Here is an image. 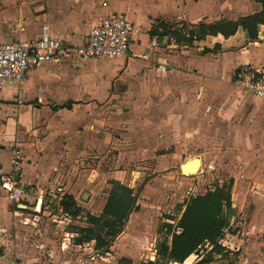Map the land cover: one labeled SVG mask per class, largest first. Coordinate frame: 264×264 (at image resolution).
<instances>
[{
	"label": "crops",
	"instance_id": "crops-1",
	"mask_svg": "<svg viewBox=\"0 0 264 264\" xmlns=\"http://www.w3.org/2000/svg\"><path fill=\"white\" fill-rule=\"evenodd\" d=\"M261 9L262 5L254 0H0V44L37 39L43 22L49 21L54 35L70 46H77L103 17L114 13L125 15L136 29L126 56L97 60V65L106 69L101 74L81 69L86 60L80 61L70 54L33 68L21 84L7 87L6 96L4 89L0 90L3 162L10 170L12 150L19 148L23 155L19 181L29 208L40 198L45 201L43 196L51 188L50 176L59 169L62 156L73 146L74 137V149L80 145L79 131L76 136L71 131L75 126L90 128L87 142L92 146L87 149H93L96 144H103L104 148L109 145L110 138L98 131L103 124V110L93 98L98 89L108 90L116 76L115 89L127 92L120 104L129 99L132 103L150 99L156 106H164L170 100L177 104L174 100L180 94L182 100L178 105H202L207 101L208 91L215 92L216 99L224 96L225 107L229 109L224 116L226 127L223 130H230L232 145L237 147L236 155L249 156L252 160L262 156V160L257 161L264 164V100L246 98L237 90L238 96L227 87L236 86L235 74L242 70L264 72V25L258 27V39L254 41L239 29L229 38L221 34L208 36L192 46L176 44L167 37L151 38L149 34L161 21L193 25L214 23L221 19L237 20ZM152 42L156 43L154 48H151ZM216 45L220 50L203 53L205 48L213 49ZM146 52H149L147 59L140 57ZM161 65L163 67L159 68ZM199 91L203 95L200 96ZM70 103L72 107H62ZM144 114L141 119L145 122ZM123 116L121 120L127 119ZM152 137L155 143L158 132ZM262 171L263 178H256L255 182L258 191L247 189L245 194L247 184L238 180L231 188L234 212L228 229L232 225L238 229L232 234L231 244H235L236 252L251 251L253 244L263 245L259 255L243 257L242 264L264 263V165ZM144 203L137 200V206ZM15 212L14 204L0 192V217L14 218ZM23 212L26 215L29 211ZM160 215L157 210H145L143 206L129 215L121 241L137 245L130 248L132 256L138 251L149 255L134 264L156 259L151 242L158 238L156 227ZM161 221L167 223L169 219ZM242 235L249 238L240 237Z\"/></svg>",
	"mask_w": 264,
	"mask_h": 264
},
{
	"label": "rangeland",
	"instance_id": "rangeland-1",
	"mask_svg": "<svg viewBox=\"0 0 264 264\" xmlns=\"http://www.w3.org/2000/svg\"><path fill=\"white\" fill-rule=\"evenodd\" d=\"M97 60L83 61L85 65L81 69L93 74L103 73L106 69L98 66ZM116 78L112 79L108 90L103 87L95 91L97 95L93 98L103 110V124L97 129L110 138L109 145L104 148L103 144H96L89 150L87 147L91 144L87 142V131L90 128L77 125L71 130L75 136L79 131L81 143L74 149L76 139L70 138L74 147L66 150L59 169L50 176L51 188L43 196L46 203L39 214L38 226L24 227L15 218L0 217V264H134L149 258L139 251L132 256L130 248L137 245L122 242V233L112 239L105 237L111 243L108 249L97 248L94 241L75 243L80 236L78 228L90 226L85 215L102 213L115 181L133 187L137 200L145 201L138 205V209L143 206L145 210H157L161 214L156 227L158 238L151 242L154 244L152 252L157 255V244L166 233V222L161 220L173 215L175 219L168 223L176 226L182 213L177 210V205L218 186H228L231 181L233 185L236 180L247 184L245 194L247 189L253 192L257 187L256 178H263L264 164L257 161L262 160V156L252 160L249 156L236 155L237 147L232 145L230 130H223L224 116L229 109L225 107L223 95L216 99L215 92L208 91L207 101L204 100L202 105L180 106L178 103L182 98L178 93L174 100L177 104L170 100L164 106H156L150 99L136 103L129 99L122 105L119 102L127 92L115 89ZM227 87L230 93L240 96L236 86L230 84ZM2 89L5 96L9 94L7 87ZM199 95H203L201 91ZM116 103L118 107L114 106ZM143 114L145 122L141 119ZM121 116H127V119L121 120ZM156 132L159 137L153 143L152 135ZM193 160L200 161V166L190 171ZM185 164H189V170L183 173L181 168ZM68 194H72L82 208L77 218L59 210L63 197ZM36 204L37 200L31 208ZM237 230L235 225L227 227L224 231L227 236L222 238L224 244H230L222 247L231 246L232 249L225 247L227 251L211 255L210 246L205 245L198 254L210 261L195 264H242L243 257L259 255L262 244H253L251 251H235V244L231 241Z\"/></svg>",
	"mask_w": 264,
	"mask_h": 264
},
{
	"label": "trees",
	"instance_id": "trees-1",
	"mask_svg": "<svg viewBox=\"0 0 264 264\" xmlns=\"http://www.w3.org/2000/svg\"><path fill=\"white\" fill-rule=\"evenodd\" d=\"M262 5L259 12L242 16L237 20L221 19L214 23L200 22L196 25L185 22L170 23L161 21L149 31L151 38L167 37L174 39L176 44L192 46L196 41H202L208 36L223 35L229 38L236 34L239 29L245 31L248 38L257 40L259 26L264 25V0H254ZM220 50L216 45L213 49L205 48L203 53ZM71 107V103L62 106ZM60 108V107H56ZM232 181L228 186H218L205 194L192 196L188 201L177 205V210H182L181 217L176 226L166 223V233L157 244V256L155 260L141 262V264H182L192 254H198L199 249L205 245L210 246V254H220L224 249L219 244L225 229L229 226L232 208ZM184 207V209H183ZM61 213L77 218L82 212L75 198L68 194L61 201ZM137 196L133 189L127 185L115 181L113 188L101 214L85 215L89 227H79L80 234L76 238V244L95 242L96 247L108 249L111 246L109 240L121 234L126 226L129 215L138 210ZM174 220L175 216H167ZM176 228L181 232L177 233ZM104 232V234H102ZM210 260L203 257L199 263H208Z\"/></svg>",
	"mask_w": 264,
	"mask_h": 264
},
{
	"label": "built area",
	"instance_id": "built-area-1",
	"mask_svg": "<svg viewBox=\"0 0 264 264\" xmlns=\"http://www.w3.org/2000/svg\"><path fill=\"white\" fill-rule=\"evenodd\" d=\"M135 32L134 24L125 15L114 13L103 17L90 30L82 44L70 46L52 33L49 21H44L39 38L0 44V89L21 84L33 68L58 61L62 56L74 54L79 60L122 58L128 54ZM155 46L156 43L152 42L151 48ZM148 53L140 57L147 59ZM161 67L163 66H159ZM235 85L240 93L264 100V72L242 70L235 74ZM22 163L21 151L19 148H14L10 158L11 169L7 170L3 162V152L0 149V192L6 200L14 204L16 211L14 218L20 225L36 227L39 214L46 202L40 198L34 208H29L25 202L24 187L19 181ZM26 210L29 212L25 215L23 211ZM59 210L61 212L60 207ZM176 232L180 233L181 229L176 228ZM222 238L219 240L221 246L230 245L224 244ZM224 247L231 248V246ZM200 259L201 256L195 254L192 264Z\"/></svg>",
	"mask_w": 264,
	"mask_h": 264
},
{
	"label": "bare ground",
	"instance_id": "bare-ground-1",
	"mask_svg": "<svg viewBox=\"0 0 264 264\" xmlns=\"http://www.w3.org/2000/svg\"><path fill=\"white\" fill-rule=\"evenodd\" d=\"M202 160V159H201ZM189 165V164H188ZM185 166V171H187L189 169V166ZM193 167L197 168L198 166H200V161H196V162H193ZM195 259V255H192L191 257H189L185 262L184 264H192L193 261Z\"/></svg>",
	"mask_w": 264,
	"mask_h": 264
},
{
	"label": "water",
	"instance_id": "water-1",
	"mask_svg": "<svg viewBox=\"0 0 264 264\" xmlns=\"http://www.w3.org/2000/svg\"><path fill=\"white\" fill-rule=\"evenodd\" d=\"M197 160H193L192 162H196ZM185 166H187V164H185V165H183L182 166V168H181V170H182V172L184 173V172H188V170L187 171H185ZM195 170H197L195 167H192V168H190V171H195Z\"/></svg>",
	"mask_w": 264,
	"mask_h": 264
}]
</instances>
